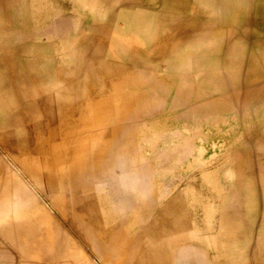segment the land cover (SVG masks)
<instances>
[{
    "label": "bare ground",
    "instance_id": "bare-ground-1",
    "mask_svg": "<svg viewBox=\"0 0 264 264\" xmlns=\"http://www.w3.org/2000/svg\"><path fill=\"white\" fill-rule=\"evenodd\" d=\"M2 1L0 28L5 33L0 37L1 151L7 155L16 154L12 162L19 165L28 184L37 179L39 184L43 179H67L82 194L89 192L87 196H81L79 203L91 214V219L81 213L79 224L68 221V225L79 244L101 264H124L126 259L133 264H172L179 242L189 241L182 230L184 234L180 238L171 237L180 232L169 219L172 205L167 204L159 212V218L144 230V237L154 245L141 244L137 230L151 214L155 201H159L157 197L149 203L141 199L134 203L133 215L126 221L127 232L116 235L114 228L101 225L94 216L93 206H96L98 196L95 183L99 187L101 180L108 181L106 176L113 169V156L132 157V164H135L140 155L141 148L138 147L145 140L144 132L157 129L156 126L178 122L183 126L192 123L194 130L208 128L217 132L236 128L247 131L248 124L244 121L236 125L222 124L231 117H242L244 107H238L239 111L233 102L256 99L258 91L255 89L264 80L263 7L258 3L251 6L252 2L242 10V4L234 5L230 0H131L116 18L127 24V30L123 27L115 29L113 24L105 22L80 23L79 31L71 33L74 41L67 44L69 53L79 57L63 64L58 57L56 68H52L43 44L36 38L32 42L21 41L25 40L22 29H26L27 24L24 4L15 3V0ZM154 7H157V14L151 18L149 14H153L151 8ZM81 8L84 10L86 6ZM84 12L76 15L94 18ZM169 37L180 51L171 62L162 65L161 61H154L152 53H156L160 43ZM68 40L70 36L64 43ZM151 47H154L152 52ZM183 69L187 70L186 74L178 77L177 73ZM188 72L198 74L199 78L187 75ZM160 97L172 99L171 116L152 120L146 130L128 124L123 115L129 101L139 106ZM191 97L196 102L193 107L185 102ZM177 112L184 117L180 118L175 114ZM259 113L262 115V111ZM201 114L204 118L199 120ZM187 128L185 133H191L192 128L190 131ZM165 130L169 129L158 130L159 137ZM171 130L173 136L174 129ZM49 150L56 153L51 161L46 157ZM32 153L36 155L35 160H31ZM1 170L4 169L0 167L4 190L18 187L12 196L19 201L24 198L15 227L19 233L22 230L29 232L28 240L34 241L36 248L47 249H36L38 252L34 249L38 258L54 264L62 253L64 264H75L77 260L90 264L70 235L62 231L54 217L38 205L20 181L9 171L2 174ZM63 202L68 203L63 197H48L52 211L67 220ZM225 217L221 214L222 229ZM115 239L118 243L113 246L110 241ZM215 240L216 250L224 253L219 257L216 251L213 252V264L235 263L241 255L239 237L236 235L229 241L225 235H219ZM215 240L212 238L209 242ZM229 244L233 249L228 251Z\"/></svg>",
    "mask_w": 264,
    "mask_h": 264
},
{
    "label": "rangeland",
    "instance_id": "rangeland-1",
    "mask_svg": "<svg viewBox=\"0 0 264 264\" xmlns=\"http://www.w3.org/2000/svg\"><path fill=\"white\" fill-rule=\"evenodd\" d=\"M81 1L37 0L33 2V0H15V3L21 2L25 7L27 24L26 29H22L25 31L22 35L25 40L21 41L29 42L31 40L32 42L36 38L39 43L43 44L49 54L52 68H56L58 57H60L62 64L71 62L76 56L79 57L78 54L69 53L67 44L74 41L73 34L82 27L80 23L84 21L90 24L91 22H93L92 24L105 22L113 24L115 29L121 27L126 29L127 27L126 23H122L116 18L122 14L123 9L131 3V0H83V4L80 5ZM203 1L212 2V0ZM0 2L3 1L0 0ZM230 2L234 5L242 4L240 7L242 10L246 9L249 3L254 2L251 6L258 3L259 6L263 7L261 10L264 14V0H230ZM12 4L13 2H11ZM84 5L86 8L83 10L81 7ZM34 6L36 7L34 8ZM145 7L146 9L149 8L147 4ZM0 8H2L1 3ZM137 8L138 6L135 9ZM156 9L157 7L151 8L153 13L149 14L151 18L157 14ZM82 11L92 14L94 18L76 15ZM246 17L248 18V16ZM0 29H2L0 37L2 35L4 37L3 33L5 32L3 28ZM10 30L12 31L13 28L11 27ZM16 33L14 35L17 36ZM71 33L73 34L71 35ZM234 34L238 35V33ZM68 36H70V40L65 44L64 41ZM151 49L149 50L152 52L154 47ZM179 51L180 47L169 37L160 43L156 53H152L154 54L153 59L154 61H161L164 65L171 62ZM186 72V69L181 70L180 73H177L178 77L186 74ZM191 73L188 72L187 75L190 74L194 78H199L198 74L195 76V73ZM262 81L264 82V80ZM262 81H260L261 86L255 89L258 91L256 99L249 100L248 103L245 102L246 104L242 101L233 102L232 105L237 110L244 107L241 112L242 114L245 111L241 115L242 117H231L224 120L222 124L225 126L236 125V123L244 121L248 124L247 131L236 128L217 132L208 128L194 130L192 123L183 126L178 122H170L166 125L156 126L157 129L144 132L145 140L138 147L141 148V152L139 150L140 155H137L135 164H132L134 162L132 157L113 156V169L110 175L106 176L108 181L103 182L101 180L100 189H98L97 182L94 186L98 190L96 191L98 196L96 206H93L95 207L93 213L100 220V224L114 228L116 235H123L127 232L126 221L133 215V204L140 199L149 203L152 200L155 201V197H157L159 201H155L156 205H154L151 214L145 217L136 234L139 243L154 245V242L149 243L148 239L144 237V230L150 223L159 218V212L167 204H171L170 222L173 220L180 229L178 234L174 233L171 237L180 238V235L185 233L189 240L183 244L179 242L172 264H213L212 254L217 252L215 239L219 235H225L229 241L236 235L239 237L241 255L236 264H264V109H261L264 107V83ZM262 86L263 88H261ZM225 88L227 87L225 86ZM171 100L168 97L153 98L148 103L142 102L139 106L135 105V102L129 101L125 105V115L123 116L129 121V125H139L144 127L143 130H146L152 120L173 114L169 107ZM187 101L192 107L196 103L192 97L186 99L185 102L187 103ZM258 108L262 111V115H259ZM175 114L180 118L184 117V114L181 115L180 112ZM201 118H204L202 114L199 120ZM185 127H188L187 130L192 128V132L185 133ZM164 128L169 130H165L163 135L159 137ZM171 129H174L173 136L170 135ZM10 154L12 156L0 149V167L4 169L1 170V173L9 171L16 180L20 181V184L30 192L31 197L38 205L45 208L54 217L62 231L70 235L72 241L86 255L90 264H101L97 257L95 258L87 248H83L79 244L72 234V228L70 229L68 225V221L79 224L78 216L81 213L91 219V214L81 208V203H79L81 196H87L86 194L89 192L82 194L76 185L68 182L67 179H43L41 184L37 179L35 183L31 181L28 184L29 182L19 170V165L12 162V157L16 154ZM53 154L56 153L51 150L47 151V159L50 161L55 159ZM30 156L31 160L36 159L35 153L30 154ZM132 165L135 167L132 168ZM2 185L5 184L0 180V226H4L6 230L0 231V234H4L5 238L20 236L22 243L25 240L27 242L30 236L29 232L22 230L19 233L17 230H12V227H15L18 209L23 208L24 198H20L21 201H19L12 196V192L16 188L18 191V187H9V191L4 190L3 187L5 186ZM49 196L52 199L63 197V201L68 202L66 205L63 202L67 220L52 211L48 204ZM83 212H87V214ZM221 214L226 216L223 229L220 223ZM181 230L184 233H181ZM85 231L89 233L87 230ZM212 238L215 240L214 243L209 242ZM110 242L113 246L118 243L117 239ZM31 243L36 244L32 240ZM36 247L38 246L36 245ZM36 249L47 250L43 247ZM227 249L228 251L232 250L233 245L229 244ZM58 251L59 249L55 253ZM61 254V258H57L55 263L53 262L54 264L65 262ZM75 264L82 263L77 260ZM124 264L133 263L130 259H126Z\"/></svg>",
    "mask_w": 264,
    "mask_h": 264
},
{
    "label": "crops",
    "instance_id": "crops-1",
    "mask_svg": "<svg viewBox=\"0 0 264 264\" xmlns=\"http://www.w3.org/2000/svg\"><path fill=\"white\" fill-rule=\"evenodd\" d=\"M3 230H6V228L0 226V231ZM12 230L19 231V229L15 227H12ZM26 244L29 245L26 246ZM34 249L36 250V244L30 245V240L27 242L25 240L24 243H22L20 237L5 238L4 234H0V264H50L49 261L38 258ZM223 253V250L220 251L217 249V255L219 257L220 254L222 256ZM234 262L233 264H236L237 260ZM61 263L64 264L63 262L59 264Z\"/></svg>",
    "mask_w": 264,
    "mask_h": 264
}]
</instances>
